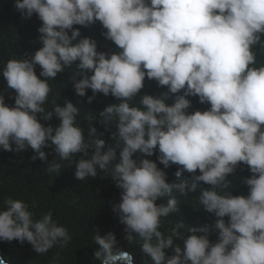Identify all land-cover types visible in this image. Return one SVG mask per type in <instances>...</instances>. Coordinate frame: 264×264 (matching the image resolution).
Wrapping results in <instances>:
<instances>
[{
    "label": "clouds",
    "instance_id": "obj_1",
    "mask_svg": "<svg viewBox=\"0 0 264 264\" xmlns=\"http://www.w3.org/2000/svg\"><path fill=\"white\" fill-rule=\"evenodd\" d=\"M10 3L13 21L34 33L27 49L32 54L10 59L2 70L7 87L16 95L14 106H9L0 94V148L19 152L30 147L37 154L33 160H46L42 149L54 145L60 159L70 160L93 147L90 159L76 162L75 179L95 178L98 169L110 174L122 190L113 210L125 225L126 239L131 243L138 237L142 252L153 264H264V65L256 64L261 53L255 46L264 45V0ZM97 36L111 40L122 51H98ZM75 62L81 71L71 79L78 96L91 89L89 103L96 93L111 94L120 101L100 112L103 122L115 120L118 129L113 133L115 146L107 150L95 127H90L95 138L85 143L82 128L75 126L79 108L71 101L63 107L57 104L43 116L47 121L55 115L59 120L55 128L38 119L51 91L48 80ZM36 65L41 68L39 77ZM145 77L166 86L168 92L161 97L145 94L140 98L142 107L130 106ZM169 93L176 94L170 106L165 103ZM187 97H198L210 108L189 113L192 101ZM117 148L119 162L114 163ZM157 148L164 168L181 166L176 178L188 172L193 182L169 183L156 162L133 159L137 151L150 157ZM56 167L53 164L48 170L56 171ZM238 170L245 175L236 179L239 184L245 181L247 196L218 194L216 189L226 188L228 175ZM199 182L211 186L199 197L203 209L219 218L214 225L219 239L210 242V228L204 225L189 229L183 247L174 246V237L184 225L177 223L167 237L159 228L161 218L178 214L177 201H157L174 190L182 195L194 192ZM4 204L0 240L27 241L37 254H43L71 239L51 212L34 220L25 202L7 199ZM94 242L99 246L94 257L100 264H132V255L116 247L112 232L96 233ZM169 248L174 255L166 258L164 250ZM0 264L6 261L0 258Z\"/></svg>",
    "mask_w": 264,
    "mask_h": 264
},
{
    "label": "trees",
    "instance_id": "obj_2",
    "mask_svg": "<svg viewBox=\"0 0 264 264\" xmlns=\"http://www.w3.org/2000/svg\"><path fill=\"white\" fill-rule=\"evenodd\" d=\"M0 0V94L5 97V103L14 106L15 90L7 87L6 80L2 75V70L10 59H25L28 54L34 33L28 28H20L19 24L13 21L10 16V0ZM264 39V35L262 36ZM97 50L106 53L122 51L111 40L105 37L97 36L95 39ZM260 53L256 57L258 66L264 65V45H255ZM78 62L66 66L64 70L57 74L54 79L48 80L51 91L46 102L42 105L45 112L37 114L38 119L44 126H57L59 120L55 115L51 120H43L47 112L53 111L57 104L61 107L66 101H71L79 108L75 118V126L82 128L85 143L91 144L95 138L90 135V127H95L97 136L105 140V150L108 146H115L116 140L113 139V133L118 131L115 120L103 122L100 117L107 106L119 104L120 101L111 94L105 96L103 93H96L91 103L88 97L93 96L91 89L86 90V95L81 97L75 92L72 82V75L81 71L78 68ZM36 74L39 77L41 68L35 66ZM91 75L92 73H87ZM44 79L43 77H40ZM81 77H77L79 79ZM183 91V90H182ZM166 86H158L155 80H149L145 77L144 87L141 91L129 101L130 106L142 107L140 98L149 94L154 97H161L167 93ZM182 94V92H181ZM176 94H168L165 99L167 105H172ZM192 101V107L188 109L189 113L196 110L204 111L210 108V104L199 102L198 97H187ZM89 117L94 118L89 120ZM102 134V135H101ZM51 145V142L49 141ZM15 149V145H13ZM55 146L51 145L42 150L46 154V160L39 158L33 160L37 155L30 147L19 152L5 151L0 148V210L6 209L4 201L7 199L21 200L29 206V211L33 213V219H39L46 213H52V219L58 226L66 228L71 239L64 246L61 243L55 244L46 253L37 254L32 245L27 241L21 243L19 240L11 242L0 240V250L11 264H100V261L94 257V251L99 247L94 242V236L98 233L101 236L112 232L116 237V247L122 251H128L137 257L140 264H153V261L144 254L140 248L141 241L137 237L133 242L126 239L125 225L119 221L118 213L113 209L121 200V189L117 188L112 177L105 175L100 169L97 170V177H87L84 180H77L74 177L76 162L81 159H90L93 154V147H89L87 152L74 154L70 160H62L55 152ZM119 151L116 149L119 162ZM158 148L152 156H146L139 151L134 153L133 159L139 162L142 159H150L157 163V166L167 173L169 183L179 180H187L189 184L192 181V174L184 172L182 178H176L177 168L175 164L164 168L157 157ZM55 164L56 171H49L48 168ZM200 172L197 169L196 175ZM245 176L239 170L228 175L229 185L226 188H217L218 194L231 192L232 195L248 194V187L245 181L238 183L236 177ZM211 186L199 182L194 192H188L182 195L174 190L170 196L158 200L157 203H167L169 198H175L177 201L178 214L171 212L169 216L161 218L159 230L165 237L172 233L177 223H182L183 228L178 229L179 236L174 237V246L183 247V239L189 235V229L193 227H202L208 225L210 228V242H216L219 239V232L214 225L218 217L214 213H209L203 209L200 203V194L203 190ZM227 223L228 217L223 218ZM202 234V233H198ZM166 258L174 255V249H165ZM166 264V261H165Z\"/></svg>",
    "mask_w": 264,
    "mask_h": 264
},
{
    "label": "water",
    "instance_id": "obj_3",
    "mask_svg": "<svg viewBox=\"0 0 264 264\" xmlns=\"http://www.w3.org/2000/svg\"><path fill=\"white\" fill-rule=\"evenodd\" d=\"M130 254L132 255V264H140L137 257H135L132 253H130ZM0 258H3L6 261V264H11L10 260L5 258V256L3 255L1 250H0ZM117 264H120V262H117Z\"/></svg>",
    "mask_w": 264,
    "mask_h": 264
}]
</instances>
